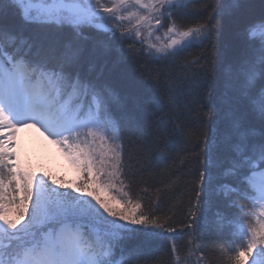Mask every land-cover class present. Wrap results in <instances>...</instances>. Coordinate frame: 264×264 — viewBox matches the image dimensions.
<instances>
[{
    "label": "snow or ice",
    "instance_id": "1",
    "mask_svg": "<svg viewBox=\"0 0 264 264\" xmlns=\"http://www.w3.org/2000/svg\"><path fill=\"white\" fill-rule=\"evenodd\" d=\"M198 2L8 0L27 24L68 27L78 36L94 30L121 51L128 44L132 58L145 55L165 61L211 40L214 21L222 12L191 26L183 23L196 18L191 6ZM239 3L230 0L224 12ZM164 29L161 40L157 33ZM246 39L253 45V58L229 69L223 101L230 129L225 136L227 163L207 140L197 145L199 151L193 150L200 168L188 211L191 221L185 225L194 237L189 243L200 250L209 189L221 167L226 182L217 183V194L237 210L229 221L235 231L220 248L219 264H264V86L256 89L257 80H264V22L250 26ZM32 47L0 26V241H7L0 249V264H147L142 247L125 253V243L139 236L168 239L163 233L177 228L170 223L174 213H146L141 198L131 192L120 125L112 116L120 98L99 79L80 73L78 46L69 45L55 67L32 59ZM202 60L189 61L183 71L203 69ZM249 113L259 118V130L248 123ZM21 128H35L57 145L79 179L57 181L47 173L38 177L23 164L14 143ZM175 131L182 133L184 127L177 123ZM181 179L176 175L168 187L178 188ZM49 181L55 187H49ZM226 219L217 214L218 225ZM170 248L175 264H181L174 240Z\"/></svg>",
    "mask_w": 264,
    "mask_h": 264
},
{
    "label": "trees",
    "instance_id": "2",
    "mask_svg": "<svg viewBox=\"0 0 264 264\" xmlns=\"http://www.w3.org/2000/svg\"><path fill=\"white\" fill-rule=\"evenodd\" d=\"M229 4L230 0H199L192 5L191 10L197 15L195 19L183 21L185 26L203 22L209 14H223L214 21L211 40L197 43L183 55L166 61L145 55L132 58L127 54L128 44L121 51L119 45L94 30L78 36L68 27L27 24L8 0L0 5V26L34 45L29 50L32 59L55 67L69 45L78 46L80 73L94 81L99 79L120 98V103L112 108V116L120 125L131 192L141 198L146 213L153 209L161 217L174 213L170 223L177 228L176 232L163 233L168 239L146 240L139 236L125 243V253L142 247V259L147 264H175L170 248L173 240L180 249L181 264H219L220 248L235 231L229 221L234 219L237 210L217 194V183L226 182L223 167L213 174L209 206L201 221L200 250L189 243L194 237L190 236L192 229L185 227L191 221L188 211L190 201L195 200L194 181L200 168L193 150L199 151L197 145L202 147L207 140L209 145L215 144L226 165L225 136L230 129L225 118L227 105L223 101L229 91L226 88L229 69L235 70L253 58V45L246 39V33L250 26L264 22V0H240L237 8L224 12ZM201 57L203 69L195 66L190 72L183 71L189 61ZM262 86L264 80H257L256 89ZM177 123L184 127L182 133L175 131ZM248 123L259 130L260 121L254 114L249 113ZM25 165L31 167L28 157ZM31 169L38 177L42 176L34 167ZM176 175L182 177L178 188L168 187ZM48 185L55 187L50 181ZM218 213L227 217L221 225L217 224ZM6 244L7 241H0V249Z\"/></svg>",
    "mask_w": 264,
    "mask_h": 264
},
{
    "label": "rangeland",
    "instance_id": "3",
    "mask_svg": "<svg viewBox=\"0 0 264 264\" xmlns=\"http://www.w3.org/2000/svg\"><path fill=\"white\" fill-rule=\"evenodd\" d=\"M153 23L155 22L153 21ZM165 32L166 29L157 33L161 40H163ZM14 143L15 151L23 164L28 157L31 167L41 172L42 175L47 173L52 178H63L67 182L68 180L69 182L77 180L78 175L75 169L58 146L50 143L49 139H45V136L35 128H21Z\"/></svg>",
    "mask_w": 264,
    "mask_h": 264
}]
</instances>
